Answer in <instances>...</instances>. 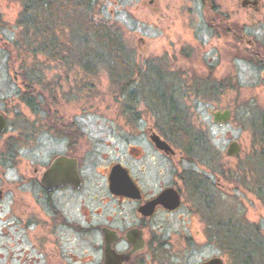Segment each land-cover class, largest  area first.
<instances>
[{
	"label": "flooded vegetation",
	"instance_id": "obj_1",
	"mask_svg": "<svg viewBox=\"0 0 264 264\" xmlns=\"http://www.w3.org/2000/svg\"><path fill=\"white\" fill-rule=\"evenodd\" d=\"M200 4L209 36L200 41V53L208 55V63L201 65L208 72L222 68L225 72L224 82L219 78L214 82V92L240 85L233 64L239 61L251 74L246 79L247 101L256 108L250 107V111H261L264 0H230L225 6L217 0H200ZM124 58L127 70L120 76L125 80L120 84L122 95L129 93L136 102L137 95L150 93L157 119L144 128L136 118L125 119L118 125L121 133L110 136L105 144L111 146L113 139L119 143L108 153L98 151L86 129L74 120L62 121L47 113L45 119L25 121L16 115L8 135L7 115L0 113L5 119L0 132V261L4 260L0 264H174V255L179 259L184 251L193 253L194 246L199 248L203 242V229L193 231L185 226L186 232L178 231L175 236L170 230L172 213L183 205V188H195L199 179L193 171H186L185 177L174 168V162L184 156H178L173 144L178 141L173 140L166 114L161 112L166 106L153 101L154 95L165 96L172 89L160 86L155 88L157 92L146 73L139 76L143 80L136 81L133 74L138 65L129 56ZM222 62L225 65L220 67ZM37 74L36 82L41 85L42 72ZM21 89L23 95L31 90L29 86ZM25 105L38 112L46 109L45 103ZM259 121L264 133V115ZM157 138L165 144L157 145ZM261 138L264 143V135ZM61 157L64 164L52 166ZM112 181L117 187H112ZM168 189L176 190L180 197L174 209L159 200ZM217 217L211 222L221 221ZM226 234L231 236V232ZM262 242L257 248L264 252ZM214 257L225 264L221 254L194 264Z\"/></svg>",
	"mask_w": 264,
	"mask_h": 264
},
{
	"label": "rangeland",
	"instance_id": "obj_2",
	"mask_svg": "<svg viewBox=\"0 0 264 264\" xmlns=\"http://www.w3.org/2000/svg\"><path fill=\"white\" fill-rule=\"evenodd\" d=\"M217 1L225 6L230 0ZM22 6V0H0V113L7 115L9 123L5 134H12L16 115L26 121L45 119L48 113L62 121L74 120L105 154L111 146H119L115 139L111 146L105 144L110 136L121 133L118 125L125 119L140 120L141 128L154 123L157 117L150 93L137 95L136 102L129 93L122 95L120 84L125 80L113 77L103 57L97 62V57L82 54L83 44L72 43V56L62 61L28 48L33 34L20 25ZM95 12L119 28L126 56L139 66L134 68L135 80H143L139 76L146 73L154 89L169 86L172 90L165 97L197 137L192 148L173 142L178 156H184L174 162V168L185 177L186 171H193L199 179L195 188H183V205L172 213L170 230L175 236L178 231L186 232L185 226L193 231L203 229L204 239L193 253L184 251L179 259L174 255L172 262L194 264L221 254L225 264H264V252L254 247L264 240V133L259 121L264 104L261 111L251 113L250 107L256 106L247 101L248 67L235 61L240 85L214 92V82L217 78L224 82L225 72L223 68L208 72L201 65L208 63V55L200 53V41L209 36L200 0H96ZM40 71L41 85L36 82ZM26 86L31 90L23 95L21 87ZM26 100L45 103V112L33 111ZM225 108L231 111L228 121L213 122L210 111ZM231 141L240 144L233 156L225 152ZM60 145L63 151L64 142ZM214 216L221 221L212 223ZM222 226L231 236L225 235ZM239 237L243 239L238 242Z\"/></svg>",
	"mask_w": 264,
	"mask_h": 264
},
{
	"label": "trees",
	"instance_id": "obj_3",
	"mask_svg": "<svg viewBox=\"0 0 264 264\" xmlns=\"http://www.w3.org/2000/svg\"><path fill=\"white\" fill-rule=\"evenodd\" d=\"M95 2L96 0H22L20 25L30 29L33 34L28 48L33 52L47 53L53 59L62 61L67 56H72V43H81L84 45L82 54L97 57V62L103 57L102 62L107 63L113 77L122 76L127 70L124 67L127 61L124 58L126 52L120 30L96 16ZM154 97L156 104L163 103L166 106L161 112L166 114L164 118L167 119L173 140L178 141L181 146L192 148L198 142L197 137L183 122V114L174 106H170L168 99H165L167 96L157 94ZM26 102L31 103L27 100ZM195 176L196 174L193 175L192 184ZM241 239L243 238L239 237L238 242Z\"/></svg>",
	"mask_w": 264,
	"mask_h": 264
},
{
	"label": "water",
	"instance_id": "obj_4",
	"mask_svg": "<svg viewBox=\"0 0 264 264\" xmlns=\"http://www.w3.org/2000/svg\"><path fill=\"white\" fill-rule=\"evenodd\" d=\"M212 116V121L217 123H224L230 118V111L227 109L224 110H211L210 111ZM5 127V119L0 114V132L3 131ZM157 145L163 146L165 143L161 141L160 139H155ZM240 150V144L237 141H231L227 144L225 152L229 156L236 155L238 151ZM64 157L58 158L55 163L52 166H60L63 165ZM112 187H117V183L115 181H112ZM159 200L166 201L167 206L174 209L180 204V197L176 190L174 189H168L163 195L160 196ZM200 264H224L222 259L219 257L211 258L207 261H204Z\"/></svg>",
	"mask_w": 264,
	"mask_h": 264
}]
</instances>
